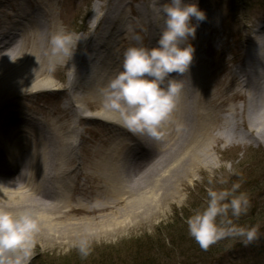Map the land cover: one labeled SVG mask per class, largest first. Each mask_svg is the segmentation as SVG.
I'll use <instances>...</instances> for the list:
<instances>
[{"label":"bare ground","instance_id":"obj_1","mask_svg":"<svg viewBox=\"0 0 264 264\" xmlns=\"http://www.w3.org/2000/svg\"><path fill=\"white\" fill-rule=\"evenodd\" d=\"M13 1L11 16L3 12L0 2V176L9 179L0 183V201L16 202L41 214L33 241L42 243V248L67 247L85 235L89 240L113 237L138 223H150L162 212L160 193L173 187L174 195L177 183L190 180L195 172L202 173L203 166L212 164L211 150L218 149V142L233 139L235 129L241 126L255 138L264 136V27L257 28L255 36L246 42L249 49L227 83L210 75L205 61L195 53L187 73L170 74L180 91L171 118L156 139L132 133L123 126L118 113L101 105L100 90L122 70L124 51L109 45L111 29L97 38L93 33L101 24L102 28L121 24L117 37L122 41L126 32L122 27L124 8L113 2L104 15L91 18V33L81 39L83 44L89 43V50L77 60L79 70L73 67L66 91L48 81L27 89L24 86L29 77L49 72L53 59L60 65L67 58L50 57L49 37L58 28L55 5L50 4L43 15L30 11L20 0ZM156 11L157 7H147L144 14L140 11L141 24L150 25V16ZM158 24L144 35L145 46H155L164 27L163 22ZM74 76L77 81L72 84ZM89 77L92 91L86 96L77 94ZM28 91L61 92L66 103L60 111L65 114L54 117L60 112L56 110L54 115L38 118L19 103L29 96L25 94ZM232 100L242 101L241 109L224 110L228 115L221 118L222 131L211 135L219 129L216 121L221 122L217 107ZM85 106L97 115L85 116ZM231 117L239 120L230 121ZM63 118H67L65 123ZM86 122L96 124L103 134L89 157L78 162L76 151L86 149L76 142V128ZM104 126L112 130H104ZM145 179L151 185L140 188ZM132 184L134 190L127 189ZM104 193L111 201L101 204L99 198ZM89 194L94 196L91 202Z\"/></svg>","mask_w":264,"mask_h":264},{"label":"rangeland","instance_id":"obj_2","mask_svg":"<svg viewBox=\"0 0 264 264\" xmlns=\"http://www.w3.org/2000/svg\"><path fill=\"white\" fill-rule=\"evenodd\" d=\"M20 1L30 11L37 10L43 15L48 6L53 3L57 13L58 27L65 26L69 32L74 34V37H79L80 40L77 42L72 57L67 58L63 64L56 65L54 71L46 72V74L38 73L29 77L26 86H24L27 89L36 82L48 81L56 86V89L67 90L73 67L75 70V66H79L77 60L89 50L87 49L89 43L83 44L82 40H85L91 33L89 24L91 18L94 15H104L113 2H117L118 6L124 8L122 27L125 28L126 32L121 37L122 41L117 37V30L121 24L105 26V28H102L101 24L93 33L97 38L100 33L110 32L111 29L113 39L109 40V45L113 48L125 51L126 48L136 43L134 37L137 35L142 38V43L145 45L147 41L144 35L159 27L158 22H163L158 11L155 12V15L150 16V25L146 22L141 24L139 20L141 13L144 14L147 7L148 9L156 7L153 0H109L108 3H106L107 0ZM0 2L3 3V12L11 16L15 7L14 1L0 0ZM163 2L164 0H161V3ZM195 2L205 12L207 19L196 28L195 39L191 40L190 43L195 49V55L205 61L208 73L219 76L220 81L227 83L232 78L233 71L240 66L245 51L249 49L246 42L255 36L254 32L257 28L264 27V0H195ZM260 5L263 6L259 8ZM137 7L140 10H137ZM0 12L2 11L0 10ZM1 23L0 26H2ZM114 34L116 35L114 36ZM93 41L91 40V42ZM115 67L117 66H113L114 69ZM89 79L90 77L82 90L76 91L77 94L86 96L92 91L90 89L92 83ZM71 80L72 84L77 81L75 76ZM214 82L215 80L212 82L213 86ZM25 94L29 96L26 95L27 97L21 98L19 103L40 119H44L47 114H53L56 110L60 111L66 103L61 92L33 94L32 91H28ZM242 104V101L232 100L226 106L217 107L218 112L216 111V114L219 113L218 118L221 122L217 123L216 121V127L219 129H214L211 135L222 131L224 122L221 118L228 115V113H224V110L236 108L237 111L241 109ZM88 106L91 107V104ZM64 114L60 111L53 115L55 117ZM83 114L94 117L97 115V111L90 110L85 106ZM66 120L67 118H63L62 122L65 123ZM235 120L238 121L239 118L231 117L230 121ZM96 127L97 125L92 122L77 125L76 142L86 149V151H76L75 157L78 162L89 157L90 151L98 145L99 135L103 133L98 132L99 129ZM104 130L109 132L112 128L104 126ZM235 131L236 135L233 139L231 136L225 142H218V149L216 151L211 150L212 164L203 166L202 173L195 172L190 180L177 183L175 188L178 190L174 195L173 187L166 193H160L163 197L164 206L161 208V214L153 218L150 223H138L121 235L98 240L93 238L90 240V253L86 257L81 256L77 243L63 248H42V243L33 241L30 264H130L139 247L143 248L144 252L153 254L155 261L151 264H195L194 261L187 263L185 257L180 256L190 242L196 243L195 247L199 245L189 235L186 220L196 210L203 208L207 199L208 188L215 190L231 189L236 184L240 185L239 192L247 194L249 206L246 214L234 222L240 226H259V239L248 246L242 244L237 238L221 239L218 242L225 248L224 251L221 247L212 251L211 248L213 247H210L206 251V256L202 260L198 259V264H264V136L255 138L241 126ZM161 158L158 157V159ZM24 168H26L25 165L22 169ZM6 177L5 175L0 176V183H8L9 179ZM148 181L145 179V182L140 183L139 187L151 185V182ZM87 186L90 185L87 184ZM126 187L134 190V184ZM78 190V192H82V190ZM106 194L104 193L99 198L101 204L111 201V198ZM89 196L88 200L91 202L94 196L93 194H89ZM77 197L79 194L75 198L77 199ZM229 218L232 217L229 215ZM247 220H249V224H246ZM174 234L175 238L183 239L182 250H174L175 248L171 247L169 237ZM170 250L173 253H169ZM165 255L168 258H165Z\"/></svg>","mask_w":264,"mask_h":264},{"label":"clouds","instance_id":"obj_3","mask_svg":"<svg viewBox=\"0 0 264 264\" xmlns=\"http://www.w3.org/2000/svg\"><path fill=\"white\" fill-rule=\"evenodd\" d=\"M153 4L164 23L155 46L147 47L140 36H135L136 43L123 53L122 70L108 80L100 94L103 109L118 113L129 131L159 139L180 91L170 74L189 71L195 51L190 41L207 17L195 0H153ZM78 41L79 37L59 26L49 37L50 57L70 59ZM55 68L53 59L49 71ZM239 188V184L231 189L208 188L203 208L186 220L189 235L201 248L229 237L239 239L245 246L259 239V226L234 222L246 214L249 206L247 194L239 192ZM40 219L41 214L31 207L0 201V264H30ZM90 244L87 235L79 239L81 256L89 255Z\"/></svg>","mask_w":264,"mask_h":264},{"label":"trees","instance_id":"obj_4","mask_svg":"<svg viewBox=\"0 0 264 264\" xmlns=\"http://www.w3.org/2000/svg\"><path fill=\"white\" fill-rule=\"evenodd\" d=\"M262 6L263 5H260L259 7H262ZM248 222H249V220L246 221V224H249ZM169 239H170L171 247L175 248L174 250H177V249L182 250L181 244L184 243L182 238L181 239L175 238V234H174V235L170 236ZM177 240H179V241H177ZM195 245H196V243L190 242L189 246L187 248H185L184 251L180 255L182 257H185L187 263H189L190 261H194L195 264H198L199 263L198 259L202 260L206 256V251L208 249H210V247H213V248H211L212 251L216 250L217 247H219V248L221 247L223 251L225 249L221 244H219V242L212 245V246L210 245L207 249L201 248L200 245L195 247ZM143 250H144L143 248L139 247V250L137 251L136 255L132 258L130 264H151V263H154L155 257H153V254L150 255L148 252H144ZM169 253H173V252L170 250ZM165 258H168V256L165 255Z\"/></svg>","mask_w":264,"mask_h":264}]
</instances>
